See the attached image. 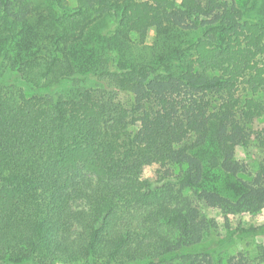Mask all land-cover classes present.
I'll return each instance as SVG.
<instances>
[{"label":"trees","instance_id":"obj_1","mask_svg":"<svg viewBox=\"0 0 264 264\" xmlns=\"http://www.w3.org/2000/svg\"><path fill=\"white\" fill-rule=\"evenodd\" d=\"M206 208L264 211V0H0V264L264 263Z\"/></svg>","mask_w":264,"mask_h":264},{"label":"rangeland","instance_id":"obj_2","mask_svg":"<svg viewBox=\"0 0 264 264\" xmlns=\"http://www.w3.org/2000/svg\"><path fill=\"white\" fill-rule=\"evenodd\" d=\"M93 35L95 36L94 44L97 46V36L99 34L97 32L93 31ZM156 39L155 32H151L146 45L151 48L154 46V42ZM135 53H131L132 55H126L127 58L133 61H140L143 58L147 59L148 61H155L154 56L151 54V50L148 49V51L141 52V47H134ZM143 53V55L139 56L137 53ZM9 77H5V80H8ZM72 84L62 86L58 89V91H63L67 95H71L75 92V90L72 89ZM90 86H95L96 82L91 80L89 82ZM20 86H24L23 84H20ZM26 89L28 87L25 86ZM237 157L240 159L249 160L254 167V163L252 160H250V156L242 149H238ZM206 213H208L210 216L215 217L219 224L220 229L215 234V236H207L209 239H212L210 241H214V244L219 246L220 249L226 250L225 257H228V255H236L239 253H243L250 259H253L257 255V248L260 244H264V211L261 214L258 215H248L244 218H234L233 224L234 229H229L226 227L223 217L220 214V212L216 211L215 209L206 208ZM238 225H241L245 229H236ZM254 227V230H248V228ZM211 237V238H210ZM215 238V239H213ZM20 264H34L32 262H21ZM57 264H64V263H57ZM264 264V263H263Z\"/></svg>","mask_w":264,"mask_h":264}]
</instances>
